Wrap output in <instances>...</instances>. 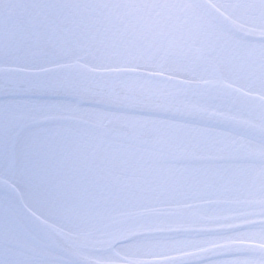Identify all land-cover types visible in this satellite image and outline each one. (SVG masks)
<instances>
[{
    "label": "snow or ice",
    "instance_id": "1",
    "mask_svg": "<svg viewBox=\"0 0 264 264\" xmlns=\"http://www.w3.org/2000/svg\"><path fill=\"white\" fill-rule=\"evenodd\" d=\"M0 264H264V0H0Z\"/></svg>",
    "mask_w": 264,
    "mask_h": 264
}]
</instances>
